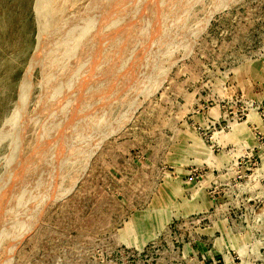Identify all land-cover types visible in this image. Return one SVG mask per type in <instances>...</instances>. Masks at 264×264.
<instances>
[{
	"label": "rangeland",
	"instance_id": "obj_1",
	"mask_svg": "<svg viewBox=\"0 0 264 264\" xmlns=\"http://www.w3.org/2000/svg\"><path fill=\"white\" fill-rule=\"evenodd\" d=\"M0 264H264V0H0Z\"/></svg>",
	"mask_w": 264,
	"mask_h": 264
},
{
	"label": "bare ground",
	"instance_id": "obj_2",
	"mask_svg": "<svg viewBox=\"0 0 264 264\" xmlns=\"http://www.w3.org/2000/svg\"><path fill=\"white\" fill-rule=\"evenodd\" d=\"M38 1V0H37ZM45 1V0H44ZM48 1V0H47ZM101 1V0H100ZM104 1V0H103ZM40 2V1H39ZM99 2V1H98ZM108 2V1H107ZM110 2V1H109ZM43 4H44V2H43ZM54 4V3H53ZM90 4V3H89ZM49 5V4H48ZM93 5V4H92ZM44 6V5H43ZM98 6H99V4H98ZM53 7V6H52ZM67 7V6H66ZM87 7H89V6H87ZM47 8V7H46ZM126 8V7H125ZM44 9V8H43ZM86 9V8H85ZM40 10H41V8H40ZM84 13V12H83ZM114 13V12H113ZM36 14V13H35ZM45 14V13H44ZM101 14V13H100ZM99 14V15H100ZM62 15H63V13H62ZM43 16V15H42ZM41 17V16H40ZM76 17V16H75ZM94 17H95V15H94ZM58 19V18H57ZM92 19V18H91ZM39 20V19H38ZM48 21V20H47ZM47 21H45V22H47ZM54 21V20H53ZM69 23V22H68ZM68 23H67V25H68ZM92 23V22H91ZM38 24H40V23H38ZM42 24V23H41ZM44 24V23H43ZM42 24V25H43ZM77 24V23H76ZM75 24V25H76ZM87 25V24H86ZM41 26V25H40ZM65 26V25H64ZM40 28V27H39ZM67 28H70V27H67ZM66 28V29H67ZM57 30V29H56ZM68 30V29H67ZM85 30V29H84ZM81 31V30H80ZM97 31V30H96ZM58 32V31H57ZM63 33V32H62ZM74 33V32H73ZM51 36V35H50ZM53 36V35H52ZM62 36V35H61ZM50 38V37H49ZM64 38V37H63ZM73 38V37H72ZM51 39V38H50ZM62 42V41H61ZM98 42V41H97ZM96 42V43H97ZM44 44V43H43ZM63 44V43H62ZM60 45V44H59ZM62 50V49H61ZM65 51V50H64ZM49 52V51H48ZM51 53V52H50ZM35 54V53H34ZM48 54V53H47ZM62 58V57H61ZM66 58V57H65ZM67 59V58H66ZM79 59V58H78ZM33 60V59H32ZM63 60V59H62ZM31 61V60H30ZM31 63V62H30ZM33 64V63H32ZM45 64V63H44ZM43 64V65H44ZM29 65V64H28ZM33 66V65H32ZM46 66H48V65H46ZM60 66V65H59ZM29 67V66H28ZM55 67V66H54ZM27 74V73H26ZM46 77V76H45ZM47 79V78H46ZM23 94V93H22ZM46 94V93H45ZM26 95V94H25ZM53 101V100H52ZM23 104V103H22ZM51 104V103H50ZM63 104V103H62ZM77 104V103H76ZM17 105V104H16ZM48 105V104H47ZM36 106V105H35ZM27 107V106H26ZM46 107V106H45ZM51 107V106H50ZM75 107V106H74ZM80 107V106H79ZM42 108V107H41ZM56 110V109H55ZM52 112H53V110H52ZM52 122V121H51ZM52 126V125H51ZM50 130V129H49ZM54 136V135H53ZM52 136V137H53ZM13 150V149H12ZM5 181V180H4ZM8 185V184H7Z\"/></svg>",
	"mask_w": 264,
	"mask_h": 264
}]
</instances>
